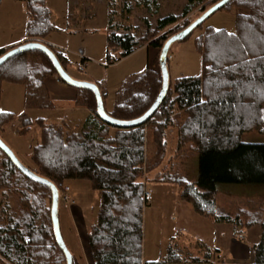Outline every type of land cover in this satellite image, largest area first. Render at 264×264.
<instances>
[{
	"label": "trees",
	"instance_id": "obj_1",
	"mask_svg": "<svg viewBox=\"0 0 264 264\" xmlns=\"http://www.w3.org/2000/svg\"><path fill=\"white\" fill-rule=\"evenodd\" d=\"M17 1L24 3L29 16L25 27L29 41H41L57 30L46 0ZM200 3L202 0H187L182 15H187L193 5ZM232 6L238 10L232 30L207 27L195 39V49L202 58V73L170 79L164 100L146 123L130 128L115 127L116 130L110 132L113 126L96 112L94 94L83 88H76L75 103L90 113L78 131L66 132L64 123L49 124L42 119L22 116L25 134L32 125L40 129L39 142L30 153L34 168L26 166L57 188L65 179L88 180L99 196L97 220L87 234L95 264L180 261L176 244H170L160 259H141L144 190L146 183L153 180L154 174L151 177L149 174L155 171H146L144 127L147 124L153 127L155 148L163 154L167 145L165 131L175 123L170 115L173 108L183 115L178 124L177 147L188 145L198 156V178L196 182L185 181L179 187V197L203 217L231 222L236 228L243 225L235 215L218 209L216 194L217 185L222 183L264 185V143L242 141L244 133L264 132V1L231 0L222 9ZM69 8L70 3L68 20L72 23ZM176 21L173 14L160 17L156 28L163 30ZM169 37L165 36L164 42ZM145 44L160 47L157 41L147 42L127 30L106 26L110 62L113 57H125ZM48 47L66 68V56ZM6 50L0 49V56ZM50 75L63 82L45 53L36 49L21 52L0 66V92L4 81L22 84L27 108H50L44 84ZM129 80L117 93L113 108L110 111L105 108L112 117L128 120L140 116L161 87L160 73L149 68ZM14 119V114L0 110V137ZM0 152L4 156L0 162V188L9 186L13 176L23 181L19 212L6 215L0 209V263L4 264L2 259H5L10 264H65L53 235L50 189L24 176ZM253 222L259 223L261 233L252 245V264H264V220L249 221L246 225L250 227ZM200 245L201 250H210ZM209 259L207 252L200 262ZM73 264H77L74 257Z\"/></svg>",
	"mask_w": 264,
	"mask_h": 264
},
{
	"label": "rangeland",
	"instance_id": "obj_2",
	"mask_svg": "<svg viewBox=\"0 0 264 264\" xmlns=\"http://www.w3.org/2000/svg\"><path fill=\"white\" fill-rule=\"evenodd\" d=\"M55 3L57 17L55 25L61 28L66 27L65 0H52ZM215 0H202V3L195 4L187 15L183 14V8L187 0H70L69 15H71V24L79 25L78 32L86 38L84 44L89 46L91 53L96 59L103 61V67H98L94 73L98 77H106L115 75L118 68L133 66L137 67L139 62L145 58L146 49L141 48L133 51L125 57H120L119 65H113L108 60V49L106 45V25H112V28L118 31H128L137 38H144L148 41H157L160 47L163 45L165 36L169 37L180 31L184 25L189 24L196 19L204 10H206ZM23 3L14 0H3L0 4V40H14L21 37L23 31V14L26 12L21 8ZM229 9H220L209 16L199 27L195 28L192 33L183 40L172 43L168 54L171 57L168 59V70L171 80L183 75H199L202 73V58L201 54L195 49V39L207 27L220 28L226 27L233 29L234 15ZM173 14L177 17V21L163 30L156 28L157 20L160 17ZM22 17V18H21ZM62 35L66 36L63 41H67L69 51H66L68 65L65 70L74 78H85V73L91 67H85L86 72L79 71L73 66V56L70 54L71 49L78 52L79 40L81 37L75 32L66 33L61 31ZM61 32L59 34H61ZM29 41V39L27 40ZM159 47V48H160ZM158 48L159 52L160 49ZM168 55V56H169ZM112 61V60H111ZM94 62V61H93ZM144 60H142V63ZM106 65V66H105ZM139 69V68H138ZM105 77V78H106ZM62 84H66L61 82ZM4 92L2 99L7 98L6 83H3ZM4 103V100H3ZM106 103V110L110 108ZM43 112L41 114L52 115L53 120H48L50 123L59 122L63 115H66V132L78 131L87 116L86 111L79 112V120L71 122L70 114L66 112ZM179 111L175 108L170 111V115L174 117L176 122L182 120L183 115L176 114ZM176 114V115H175ZM22 117L11 122L2 132V140L13 150L16 156L30 168H34L31 161V148L39 142L40 129L36 125H32L25 134L26 129L23 128ZM148 125V124H147ZM151 127V131L153 127ZM145 128V127H144ZM115 127L110 128V132H114ZM243 142L249 143H264V132L250 131L242 136ZM153 143V135H152ZM172 145V144H171ZM174 145V144H173ZM169 147V151L163 154L157 152L155 145H147L145 157L147 162L146 171H151L149 176H153V180L146 183V190L151 191V197L146 200V204L142 213V244L144 248V257L146 260L157 259L164 256L166 246L174 245L180 253L181 259L175 264H248L252 262L253 256L250 251L252 245L258 241L261 233L259 223L264 220V185L257 184H233L222 183L217 185L216 203L218 209L222 208L224 212L239 218L240 226L236 228L231 222H223L212 220L203 217L196 213L190 203H184L179 197L180 186L184 185L185 181L196 182L198 178V156L188 149V145L182 148ZM185 150V154H181ZM0 152V162L3 159ZM181 163L183 165H181ZM176 166V167H175ZM160 174H158L159 172ZM76 180V181H75ZM80 180V181H77ZM168 181V182H166ZM173 181V182H172ZM11 184L0 188V209H3L6 215L20 210L21 203V187L23 181L20 177L13 176L10 179ZM89 181L83 179H65L61 185L71 186L72 191L69 197L73 200L72 203H79L83 206V222L89 227V221L96 217V211L99 203L97 192L89 186ZM1 186V185H0ZM76 193V194H75ZM96 193V195H95ZM76 195V196H75ZM59 192L58 199V217L62 237L67 247L75 252V246H81V241L77 234V227L74 216L70 207H66L61 200ZM219 211V210H218ZM249 221H255L250 227L246 225ZM89 232V230H88ZM225 235L222 237L221 233ZM235 235L238 251L242 256L247 257L240 259L235 252L228 250L223 251L226 257L219 260L213 248L221 247L227 243L228 235ZM194 235L203 237V243H206L210 248L208 251L201 250V241ZM84 236V234H83ZM207 239V240H205ZM221 244V245H220ZM209 253L210 259L208 262H200L203 256ZM2 259V258H1ZM4 264H10L7 260L2 259Z\"/></svg>",
	"mask_w": 264,
	"mask_h": 264
},
{
	"label": "crops",
	"instance_id": "obj_3",
	"mask_svg": "<svg viewBox=\"0 0 264 264\" xmlns=\"http://www.w3.org/2000/svg\"><path fill=\"white\" fill-rule=\"evenodd\" d=\"M2 1L0 2V4L2 3ZM14 1L20 2L17 0H14ZM20 3H23V2H20ZM69 3H70V0H65L64 14L66 16V27L63 29L59 25L56 26L57 30L51 32L46 37L41 39V42H43L44 44H46L48 46H51L52 48H55L57 51L61 52L63 55L66 56V51H69V49L67 47V45H69V43H67V41L66 42L63 41L62 39L63 38L69 39V38H66V36L62 35L61 31H65L66 33L75 32V34H74L75 36L78 34V36L81 37L79 40V45H80L79 47L81 48V50L76 52V50L71 49L70 54H72V56H73V62H74L73 66H75L79 71H83V73L86 72V69L84 70L85 67H89V66L91 67V69L85 73V78H82L80 80L96 83L99 86V89L103 95L104 107L106 108L105 102H107V104L111 110L114 106L117 93L123 88L124 83L130 82L129 79L131 78V76H133L134 74H137L139 72H142L143 70H145L147 68L159 73V65H158L159 50H158V47L148 45V44L140 46L135 51H137L138 49H141V48L146 49L145 58L142 59V60H144L143 63L141 60L137 67H133V66L128 65L127 67L118 68V71L113 72V73H116L115 75L106 77V74H105L106 78L103 76L98 77L94 73V70H96V68H98V67H103L104 66V65H102L103 61L98 59V58L96 59V57H94L93 54L91 53L89 46L88 47L85 46L84 42H85L86 38H84L82 36V33L78 32V29L80 28L79 25H77V23H74V22H73V24H71L69 22V20H68ZM46 4L50 10L51 20L55 24L56 23L55 19L57 17V10L55 8V3H53L52 0H46ZM21 5H22L21 8H24V10L26 11L24 3ZM230 11H231L232 15H234V16L238 12V10L235 6H232ZM21 14H23L22 17H23V24H24L23 25L24 29L21 32V34H22L21 37L14 39V40H6V39L0 40V49H9L11 47H14V46L20 44V43L26 42L28 40V38L25 37V27H26V23L29 19V16H28L27 11L22 12V10H21ZM60 32H61V34H59ZM80 53L82 54V57L80 56ZM169 56L171 57V55H169ZM119 63H120V61L114 63L113 65L117 66V65H119ZM81 65L83 67V70H80ZM202 67H203V64H202ZM183 76H193V75H183ZM3 83H6V85H8V86H5L7 89V95L8 96H7V98L4 97L2 99L1 94H0V110L3 112H9V113L14 114L17 121L19 120L20 117L26 116V117L30 118L31 120L42 119L46 123H49L48 122L49 119L53 120L52 115H46V114H41V113L50 111L49 113H53V112L69 113L70 119L72 120L71 122H76L79 120L78 115H77V114H79V112L86 111L87 116L90 113L88 111V109H86L85 107L78 106L75 103L76 102V96H77L76 88H74L68 84H62L61 81H59V79L53 75L46 77L44 80V84H45V87L47 89L49 101L51 104V107L47 108V109L27 108L24 104L25 88L22 84L10 83V82H5V81L2 82L1 83L2 95L6 94V92H4V88H2V87H4ZM3 100H4V103H3ZM176 114H179V112ZM66 118H67V116L63 115V117L61 119H58L59 122L57 121L56 123H54V121H51L49 124L64 123L65 126H67ZM176 121L171 127L167 128V130L165 131V139L167 142L166 151H169L168 150L169 147L172 146L173 144H174L173 145L174 149L177 148V130H178V124L181 122V120H180V122L179 121L176 122ZM144 130H145V150H146L147 145L150 144L153 147L154 142L152 143L151 127L148 125H145ZM180 153L185 154L186 152H185V150H183ZM181 165H183V164L181 163ZM77 181H80V180H77ZM89 186L91 188V184H89ZM69 188H70V191H72L71 186H69ZM95 195H96V193H95ZM97 196H98V194H97ZM98 198H99V196H98ZM184 203H186V202H184ZM67 206L70 207V209L72 211V215L74 216L75 224L77 227L76 228L77 234H78V237L81 241L80 242L81 246H80V244H79V246H78V244H77V246L74 245L76 248L75 252H73L69 248L68 249L70 250V252H71L72 256L74 257V259L76 260L77 264H90L93 260H92L91 253L89 250V245H88V241H87V234H88V230L91 228V226L96 223L98 207H97V211H96V217L89 221L90 225L88 227L83 222V208L85 206H83L79 203L69 204ZM98 206H99V203H98ZM83 234H84V236H83ZM224 235L225 234L222 232L221 236L223 237ZM194 236L201 241L200 242L201 244L207 246L208 248H211L208 245H206V243H203L204 239L202 236H199V235H194ZM229 236H230V233L228 235L229 242L227 241V243H225V244H222V245L220 244L221 245L220 248L219 247L213 248L214 250H216V254L219 257V260H223L226 257V255H225V253H223V251L226 252V250H228L232 253L233 251L235 252V249L238 251V248L240 247V245L237 247L234 232H233V235L231 236V241H230ZM205 240H207V239H205ZM167 247L168 246H166V251H167ZM248 248H250V251H251L252 256H253L252 247H248ZM249 254L247 257H244V256H242V253H236L235 252V258H236V256L240 259L243 257V260H245V258H246V260L248 262V260L250 258ZM161 257H163V256H160L157 259H160ZM141 259H142V261H147L144 257L143 244H142ZM157 259H153V260H157ZM252 263H253V259H252V262H250V261L248 262V264H252ZM171 264H175V263H171Z\"/></svg>",
	"mask_w": 264,
	"mask_h": 264
},
{
	"label": "water",
	"instance_id": "obj_4",
	"mask_svg": "<svg viewBox=\"0 0 264 264\" xmlns=\"http://www.w3.org/2000/svg\"><path fill=\"white\" fill-rule=\"evenodd\" d=\"M230 1L231 0H218L217 2L209 6L206 10H204L196 19L190 22L185 28H183L182 30L178 31L177 33L171 35L168 39H166V41L161 46L159 56H158L159 73L161 77L160 90L157 96L155 97L154 101L147 108V110H145V112L141 114L140 116L133 118V119L123 120V119H118V118H115L109 115L107 111L105 110L102 93L99 89V86L94 82L79 80V79L72 77L62 66V64L60 63L59 59L57 58L53 50H51L46 44H44L41 41H26L12 48H9L0 56V66L5 61H7L10 57L15 56L21 52L32 50V49L40 50L50 58L58 77L64 83L74 88H83V89H88L92 91L95 97V101H96V112L98 116L104 122L116 128L135 127V126H138V125H141L147 122V120L159 108L161 102L164 100L167 94L168 87H169V80H170L167 60L169 57L168 56L169 48L172 45V43L183 40L186 37H188L195 28H197L200 24H202L213 13L222 9ZM0 150L11 160L13 165L24 176H26L27 178L37 183L45 185L50 189V193H51L50 219L52 223L54 239H55L57 246L60 248V250L62 251L64 255L65 264H73V256L70 250L68 249L62 237L61 230H60L59 217H58L59 195H58L57 186L50 180L38 175L37 173L32 171L30 168H28L25 164H23L22 161L16 156L13 150L2 140L1 137H0Z\"/></svg>",
	"mask_w": 264,
	"mask_h": 264
},
{
	"label": "built area",
	"instance_id": "obj_5",
	"mask_svg": "<svg viewBox=\"0 0 264 264\" xmlns=\"http://www.w3.org/2000/svg\"><path fill=\"white\" fill-rule=\"evenodd\" d=\"M80 56L82 57V54L80 53ZM170 58V56L168 57ZM120 60V58H118L117 56L113 57L112 58V61L110 63H116ZM80 70H83V67L82 65L80 66ZM59 192L61 193V200L64 201L65 205H69V202L72 203L73 200L70 199L69 197V193H70V188L69 186L67 185H60V187L58 188V195H59ZM151 197V191L150 190H144V198L146 200H148L149 198ZM90 264H95L94 261H92Z\"/></svg>",
	"mask_w": 264,
	"mask_h": 264
},
{
	"label": "snow or ice",
	"instance_id": "obj_6",
	"mask_svg": "<svg viewBox=\"0 0 264 264\" xmlns=\"http://www.w3.org/2000/svg\"><path fill=\"white\" fill-rule=\"evenodd\" d=\"M217 31H219V30H217ZM203 103V102H202ZM0 227H2V226H0Z\"/></svg>",
	"mask_w": 264,
	"mask_h": 264
}]
</instances>
